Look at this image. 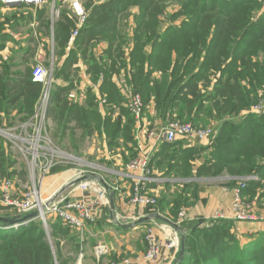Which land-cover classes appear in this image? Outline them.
I'll use <instances>...</instances> for the list:
<instances>
[{
    "label": "trees",
    "instance_id": "obj_1",
    "mask_svg": "<svg viewBox=\"0 0 264 264\" xmlns=\"http://www.w3.org/2000/svg\"><path fill=\"white\" fill-rule=\"evenodd\" d=\"M85 1L87 24L70 52L75 21L68 8L52 23L48 5L37 13L39 32L49 35L53 26L56 60L66 56L55 74L62 85L54 87L50 108L56 145L69 153L80 152L87 141L97 137L110 152L126 149L129 157L121 155L124 168L129 158H137L136 121L124 107L126 99L117 82L123 76L125 85L141 97L145 115L152 109L164 123L174 120L199 129L217 124V135L209 147L184 149L181 141L166 142L153 155L151 169L163 177L177 175L181 179L228 175L240 182V178L257 176L259 180L247 183L242 195L246 201L249 198L263 204L264 115L250 113L236 118L264 94V13L253 21L264 0ZM173 5L178 8L169 15ZM133 8L139 13L130 15ZM166 17L165 25L162 18ZM0 21L1 34L5 28L15 29L11 20ZM1 40L5 44L8 37ZM101 44L107 47L99 52ZM129 44L132 48L127 52ZM80 62L87 67L91 83L99 85V97L91 87L78 95L79 100L72 97L79 87ZM12 68L9 61L1 66L0 111L9 105L23 114L19 122L24 123L34 114L42 84L33 81L29 69L13 73ZM1 144L0 180L11 179L16 174L12 151L9 144ZM201 157L203 163L195 168ZM189 185L184 190L185 185H179L183 193L174 203L175 197L170 195L174 185L166 183L167 195L158 202V210L177 216L180 210L191 207L198 189ZM263 210L264 205L260 213ZM104 212L107 217L109 209L105 207ZM186 222L181 226L185 253L175 264H264V234L241 245L231 234L232 221H217L207 228L201 227L200 221ZM50 226L54 248L37 220L21 231L0 229V264H69L68 259H72L63 254L62 240L70 235V227L61 221ZM71 244L77 253L83 251L80 241L72 240Z\"/></svg>",
    "mask_w": 264,
    "mask_h": 264
},
{
    "label": "rangeland",
    "instance_id": "obj_2",
    "mask_svg": "<svg viewBox=\"0 0 264 264\" xmlns=\"http://www.w3.org/2000/svg\"><path fill=\"white\" fill-rule=\"evenodd\" d=\"M262 1V0H261ZM81 3L83 7H85V0H81ZM52 5V4H51ZM53 7V5H52ZM68 8V9H67ZM178 8L177 5H173L168 9V14H172L174 10ZM2 9V10H1ZM59 14L54 13L52 10H50V18H51V23L52 21L55 22L58 20L60 17V11L62 9H67L70 11V16L72 19L77 20V17L74 15L72 9L66 5L61 3V8H58ZM40 8H28V7H23L22 10H17V8H12V9H4L0 8V19L3 20H9L13 17H16L17 15L23 14L24 18H31L33 15V12L38 13ZM138 8H133L130 10V15H134L139 13ZM176 11V10H175ZM264 13V6L263 8L257 12L255 18L253 21L258 20L259 16H261ZM129 17V16H128ZM87 19H88V14H87ZM166 18H162L163 24L166 25ZM33 21V20H32ZM126 20H124L125 22ZM129 22L133 23L132 17L129 18ZM54 24V23H53ZM87 24V20L85 25ZM35 26V25H34ZM32 26L31 24L26 26L23 29H20L17 31L19 34L26 35L28 33V29H30ZM85 27V26H84ZM83 27V28H84ZM76 28V21H75V27L71 31L70 34V39L72 36V32ZM36 33L37 36H39V25L36 26V30L31 28V33L33 32ZM30 33V34H31ZM51 36V53L54 52L55 48V43L53 40V26L51 33L48 35ZM38 38V37H37ZM70 39L68 43V51L70 52L74 46H70ZM4 44V42L1 40L0 45ZM75 45V44H74ZM36 47L35 56L37 54L38 46L37 44L34 46ZM129 48L127 49V52L132 48V45L129 44ZM33 49V48H32ZM33 58V57H32ZM58 58V57H57ZM51 60V59H50ZM57 61L56 58L52 59L51 62L46 61V59L41 63L39 61H33L31 62L29 60L28 66L23 67L21 71L29 69L31 72L34 67L36 66H41L42 68L45 69V71L48 72V76L53 78V83H52V92L54 90V87L56 85H62L60 84L61 81L59 79L55 78L56 71L59 69L56 65ZM87 67L80 62L79 65V83L82 81V75L83 73L88 76L87 74ZM124 79L123 77H119ZM74 81H77L75 79ZM119 83V86L122 89V94L123 97L126 99V104L125 108L130 112L131 116L134 118L136 121V126L141 123V125L144 127L146 118L143 116L140 120H137L136 116L131 112V98L135 94L133 91L130 89L129 86H126L125 83L122 81L117 80ZM35 82V81H34ZM39 83V82H38ZM42 84V83H41ZM121 84V85H120ZM97 85V84H94ZM45 84H42V91L44 89ZM76 95L78 97V94H81V91L79 92L78 89L76 90ZM52 100V99H51ZM264 103V94H261L259 101L255 104L254 107H252L248 111H243L237 118L236 120H239L240 118L249 115L250 113L260 117L264 115V108H259L261 104ZM37 105H35V110L33 116L30 117V122L29 126H24L22 123L17 120V124H14V127L12 128H2V125H0V142L5 145L9 144L10 150L13 144L11 143L10 138L8 137L9 134H14L13 135V143L15 145L14 150L12 151V160L15 162V172L16 174L14 177L11 179H2L0 180V183H5L9 182L5 185V190H2L0 192H6L9 194V200H19L20 201H27L26 198H28L30 195L31 197H34L35 191L38 192V197H42L43 203L42 206H45L43 208L45 217L38 212L37 209L31 210V211H20V209L11 206V205H5L4 199L0 198V216H5V215H14L17 216L21 215L23 217H26L27 215H30L32 213L38 212V217L36 219H31L28 220L27 222H24L23 225L19 226H14V227H9L7 229H2L6 227H1V230H4L6 232H11V231H21L26 228V225L33 221L37 220L41 223V225L45 228V230L48 232V237L49 241L53 247V244L55 241H53L50 237L51 234V224L58 223V221H61L62 225L64 227L67 226V224L63 221L59 213H52L50 212L47 208L51 207H56L61 210H65L68 205L70 204H75L79 201L82 200V195L77 196V193H83L80 185L82 183H90L93 185L94 189L90 188L89 193L85 194H93L94 199L91 198L90 196H87L88 200H99L98 197V192H104L108 195L113 196L114 199V194L116 191H119V186L121 183L120 177L117 175H112L115 171H119L120 168L114 164L117 163L119 158L121 161L123 160L122 154H126V157H129L128 152L124 147H121L120 150L110 152L108 148L104 145L102 142V138H93L85 143L83 148L81 149L80 152H74V153H69L68 151L61 149L63 152L64 156L58 151V157H60L58 160H54L52 162V165L50 168H44L45 164V158L50 157L53 155L52 149L53 147H58L56 145V140L53 135L54 129L56 127L55 121L53 118V115L51 113V101L47 106V112H46V121L47 122H42L43 125L47 124V129L48 132H50V127L52 126V133L48 135H43V138L45 140L44 146L49 149L48 152L40 153L39 157L33 156L29 149L32 148V145H30L28 142L30 140H35V136L37 134V130L39 129L40 122L39 119L32 120V118L35 115ZM145 109V108H144ZM46 111V108H45ZM254 113H253V112ZM147 117V116H146ZM44 121V120H43ZM138 121V122H137ZM174 120L167 121L166 123L161 124V126L156 127L158 131H155L154 133V138L158 140H165L163 133L169 127V124L173 122ZM161 122V121H160ZM144 125H143V124ZM215 125V124H213ZM150 125H145L146 133L149 135L152 133V130H157L154 127H151ZM142 127V128H143ZM215 130L217 129V124L215 125ZM12 129H15L13 132L9 133ZM211 126L206 127L205 130H211ZM142 131V130H141ZM217 132V130H216ZM8 134V135H7ZM39 137L42 138L39 134ZM43 141V139H40ZM38 140L37 143L40 141ZM182 141V140H179ZM1 144V145H2ZM3 144V145H4ZM143 146L142 148L147 147V143L143 141ZM147 148H150L152 151V155L156 153V149L154 146H149ZM141 150V149H140ZM141 151H139V154ZM47 154V155H46ZM59 154H61L59 156ZM153 157V156H152ZM134 159L129 158V163L130 164ZM113 162V164H112ZM112 164V165H111ZM56 170L54 171V169ZM154 169V168H153ZM152 170V169H151ZM156 171V169H154ZM12 171V170H11ZM54 171V172H53ZM120 172V171H119ZM125 173V171H122ZM154 172V171H153ZM157 172V171H156ZM158 173V172H157ZM87 176H91L93 179L88 181L89 179L82 181L77 184H73L76 180L85 178ZM98 178H102L105 183L111 188V191H106L104 186L99 183ZM152 178L160 180L162 179V176L155 175ZM166 178V177H165ZM169 179H174L173 184V190L170 192L171 196H174L175 198L172 199L173 202H176V197L178 195H182L183 190L187 188L189 184H191L188 178L181 179L177 177V175H172L168 177ZM245 178V177H244ZM188 179V180H187ZM243 179L240 178L239 181ZM178 180V181H177ZM221 182L215 184L216 186L221 185L223 189H233L235 187H238L240 182H234L230 176L224 175L222 177ZM238 181V180H237ZM152 184V183H151ZM149 183V185H151ZM185 185L182 188H179V185ZM2 184H0L1 186ZM119 185V186H118ZM155 185V184H154ZM157 185V184H156ZM189 187H192L189 185ZM194 188V187H192ZM191 189V188H190ZM91 190H94L95 192L93 193ZM152 195L157 199V204L162 198H164V195L166 191L164 189H160L159 191L156 192L155 190L152 192L151 189H149ZM84 195V194H83ZM92 195V196H93ZM247 198V197H246ZM244 199V197H243ZM245 200V199H244ZM246 201L247 204L252 205L253 210L255 212H258L259 214H264V210L262 213H260L261 207L263 204H261L258 201H251L249 198H247ZM131 201V199H130ZM109 202V199H108ZM98 203V202H97ZM157 204L155 207H143L139 206L137 209L133 211V213L130 215L127 213V211L122 210V209H117L115 207L116 204H114V210L111 212L110 205L109 203L107 204V208L109 209V215L106 217V213H103V210L100 211L98 209V218H95V220L89 224H86L85 228L83 230L70 227V235L67 236L65 239L62 240L63 243V254L67 257H70L68 262L69 264H129L131 262H134V264H169V261H171L170 264H175L178 261H180L182 258L180 257V252L182 250L181 245H182V238H181V233L176 231L175 228L169 226L166 223H163L162 221L153 219L149 223L142 225L141 227L138 228V230L135 231H124L122 227L124 225H128L127 223L131 224L132 222L137 220L138 217L142 218L147 217V216H152L155 214H159L162 217L171 220L172 222L176 223L179 222V216L183 214V212L186 214V209L180 210L177 214V216H172L171 213L168 212H161L158 210ZM48 205L49 207H47ZM105 208V207H104ZM103 208V209H104ZM224 219L220 217L219 219H214V216L211 218V220H208V222L202 223L200 226L203 228H207L209 225H213L214 223L216 224L217 221H223ZM230 221V220H229ZM233 224L232 227L230 228L231 234L236 235L238 238V243L245 244L251 242V240H246L245 235L248 233L250 234V230H247V227H251L254 224H259V223H264V220H258L257 222H250V221H238V220H232ZM185 218L183 221L180 223V227L182 224H186ZM178 225V224H177ZM69 227V226H68ZM149 229H155L153 230L157 240L161 245L163 246L161 249H159V253L157 257L153 260L146 261L143 263V259L148 257L150 253V246L147 241V237L149 235ZM250 237V235H248ZM72 240L75 241H80L83 247V251L80 253H77L74 249V246H72L71 242ZM174 243V246H171V243ZM170 243V244H169ZM185 247V245H184ZM54 248V247H53ZM250 248V247H249ZM101 250L104 252L100 257L97 254V251ZM84 252V253H83ZM163 252H165L163 254ZM169 254V256L166 258V256ZM185 253V252H184ZM184 256V255H183ZM163 258V259H162ZM166 258V259H165ZM203 257H201V261H203ZM166 260V261H165ZM122 261V262H121ZM130 261V262H127ZM141 261V262H140ZM55 264H58L57 262Z\"/></svg>",
    "mask_w": 264,
    "mask_h": 264
},
{
    "label": "built area",
    "instance_id": "obj_3",
    "mask_svg": "<svg viewBox=\"0 0 264 264\" xmlns=\"http://www.w3.org/2000/svg\"><path fill=\"white\" fill-rule=\"evenodd\" d=\"M48 1H53L54 5L52 7V11L54 12L55 9L54 13L59 14L58 11L59 9L55 5V2L57 1L68 5L72 9L74 15L77 17V20H75L76 28L72 32V36L70 39V46L73 47L80 35L81 30L85 26L87 20L88 11L85 9V7H83L81 0H0V4L4 6V8H8V9L19 8L21 6L42 8V6L45 5V3ZM32 79L35 82L45 84L40 99L37 103L35 115L32 118V120L39 119L40 126L39 129L37 130L38 132L35 136V140H30L28 142L30 145H32V148L29 149L31 152L28 153H31L33 156L39 157L41 152H44V156H45V152L49 151V149L44 146L45 140L43 138V135H48V133L51 134L52 126L49 128L50 132H48L47 124L43 125L42 122H47L46 112H47V106L52 98L51 87L53 83V78L48 76V72L45 71L44 68H42L41 66H36L32 70ZM130 105H131V112L136 116L137 120H140L144 116V105L141 97L139 95L132 96ZM259 108H264V103L261 104ZM29 122L30 120L22 124L24 126H29L30 125ZM140 125L141 123L138 124L137 126ZM14 130L15 129H12L11 131H9V133L13 132ZM212 132H213L212 129L211 130L199 129L191 124H185L179 121H173L169 124V127L166 130V132L164 131L163 136L166 142L174 143L179 140H186V141L197 140V139L203 140L210 137ZM39 134L42 138L39 137ZM138 134H139V130L137 127V133L135 131V137L137 141L139 139ZM13 135L14 134L8 135V137L11 140V143L13 144V146L11 147L12 151L15 148V145L13 143V138H14ZM151 135L154 136V133H152ZM40 139H43V141ZM38 140L40 141L37 143ZM53 148H54L52 149V151L54 152L53 155H51L48 158H45L44 168H50L52 162L60 158L58 157V151L62 154V156H64L59 146ZM140 149H141V153L137 156L136 159H134V161H132L130 164L126 166L125 173H123V175L132 183V197L130 204L138 207L143 206L144 208L155 207L157 204V199L150 192L149 183L156 184L157 182H159V180L152 178L153 171L150 168V162L153 156L152 151L150 150V148H142V146H140L139 150ZM61 154H59V156ZM89 177L90 179L88 181L93 179L91 178V176ZM258 180L259 178L257 176H250L241 179L239 186L230 190L233 196L231 207L227 210L217 211L214 215V219H219L220 217H222L224 220H230V221L238 220V221H247V222L248 221L257 222L258 220L259 221L264 220V214L261 215L258 212H255L253 210L252 205L247 204L246 201L243 199V195H242V192L246 188L247 183ZM7 183L9 182L0 183L2 184L0 186V191L5 190V185ZM92 186L93 185L87 182L82 183L80 185L84 194L82 200L73 205L72 204L68 205L65 210H61L56 207H51V209L50 208L47 209L54 214L59 213V215L61 216L63 221L67 224V226L83 230L86 224H89L93 222L95 218H98V209L102 211L103 208L106 207L107 204L109 203L108 195L104 192H98V197H99L98 201L97 200L92 201L85 198V193H89L90 188L94 189V187ZM94 190L91 191L94 193L95 192ZM8 197L9 194L6 193L5 191L0 192V198L4 199L5 205L14 206L20 209V211H25V212L37 209L38 212L41 214V216L43 215L45 217L43 211V208L45 206H42L43 199L42 197H38V192L35 191L34 197H31L30 195L28 198H26L27 201H20L21 199L9 200ZM46 206L49 207L48 205ZM184 218H185V213L183 212V214L179 216V222H176V224L180 225V223L183 221ZM2 229L5 230L7 228H2ZM153 230L149 229V235L147 237L148 238L147 241L150 246V250H149L150 253L148 257L143 259V263L146 261H150L152 259L154 260L159 253V249L163 247L161 243L158 242L157 237ZM170 245L174 246V243L172 242ZM103 253L104 252H102L101 250L97 251L99 257ZM129 264H134V262H131Z\"/></svg>",
    "mask_w": 264,
    "mask_h": 264
},
{
    "label": "crops",
    "instance_id": "obj_4",
    "mask_svg": "<svg viewBox=\"0 0 264 264\" xmlns=\"http://www.w3.org/2000/svg\"><path fill=\"white\" fill-rule=\"evenodd\" d=\"M60 3L61 2L56 1L55 5L56 6H57V4L60 5ZM51 4L54 5L53 1H48L45 3V5L42 6V8L44 6L48 5V10L50 13V10H52ZM23 7H27V6H22L21 8H17V10L20 11V10H22ZM0 8H4V6H2L0 4ZM28 8H34V7H28ZM4 9H8V8H4ZM9 9H12V8H9ZM0 20H3V19H0ZM9 20L12 21V25L14 26L15 29L13 30L11 28L10 29L5 28L4 30H2V34L0 33V41H1L2 36L8 37V40H6L4 47L2 49H0V71H1L2 64L6 61H9L10 64L13 65L12 69H13V73H14L16 71H21V69L23 67L28 66L29 60L31 62H33L35 60V61H39L42 63L45 59H46V61L48 60V62H51L52 59H55L54 52L51 53V43H52L51 36L46 35L44 30H41L39 36L36 35L35 31H34V33L33 32L31 33V28L36 30V26L39 25V22L37 21L38 18H37V15L35 12H33V15L31 16V18H24L23 14H21L20 16L17 15L16 17H13ZM30 24L32 27L30 29H28V33L26 35L17 33L18 30L23 29L26 26L28 27V25H30ZM36 44L38 46V50H37V54L35 56L34 51L36 50V47L34 48V46ZM1 46H3V44L0 45V48H1ZM106 47H107L106 44H101V46L98 48V51L102 52ZM31 52H33V53L31 54ZM65 59H66V56H64L63 58H60L59 60H56L57 61L56 65L58 68L63 67ZM119 81H122V78H119ZM124 82L125 81H123V83ZM87 87L93 88L94 92L99 97V92H98L99 85L98 84L94 85V83H91L90 77L86 76L83 73L82 81H81V83H79L78 91L79 92L81 91V93L84 94ZM76 93H77L76 91H74L72 93V97L74 98L75 101H77V99L79 100ZM80 99H82V96L80 97ZM9 107L10 106L8 105L7 109L2 108L3 110L0 111V122L2 123L1 125H2L3 129L5 127L8 128V127L14 126V124L18 123L17 120H19L21 117H23V114H18L17 110H15L13 108H9ZM144 116H145V114H144ZM146 116H145V118H146L145 125L148 126L151 124L150 128L151 127H154V128L159 127V126H161V124L164 123L163 121H161L157 118L155 111L152 109L147 110ZM145 125H144V127L142 125L137 126L138 130H139V134H138L139 139L137 141L138 151H141V150H139V148H140V146L144 145L143 144V141H144L147 143V147L154 146L156 149V152H158L161 149L162 145L166 142L164 140L160 141L158 139H155L151 135L155 131H158L157 128H156L157 130H155V129L152 130V133H150L148 135L146 133L148 130L146 131ZM215 125H211L213 132L210 135V137H208L206 139H203V140L197 139V140H191V141L190 140L189 141L182 140L181 142L183 143L184 149H187V148L199 149V148L209 147L212 144V140L217 135V132L214 128ZM137 127L135 130L136 133H137ZM203 155H205V154H203ZM203 161H204L203 157L198 159L194 163L195 168H198L203 163ZM114 164H116L120 168V170H119L120 172L115 171L114 173H112V175H116V176L118 175L120 177V180H121L120 185H122V186L118 185L119 191L118 192L116 191V193L114 194L115 195L114 196V204H116L115 207H117L118 210L119 209L125 210V211H127V213H129L131 215L133 213V211L138 208V206H133L130 204V199L132 197V183L130 180H128L123 175L122 171H125L126 168L123 167L121 159L119 158L118 162L114 163ZM152 171H154L153 176H155V175L162 176V179H160L159 182L156 183L157 185L152 184L149 186L150 189L152 190V192L154 190L156 192V189H157V191H159L160 189H164L166 183L171 184V183H174V181H175L174 179H169V178L163 177L162 173H159L158 171H157L158 172L157 173L153 168H152ZM220 180H222V178H218V179H211V178L189 179V181H191L190 182L191 186L194 187L195 189H198L197 190L198 193H197V198L194 201V204L191 207L186 209V214H185V220L186 221H188L189 223H197L198 221L205 223V222H208V220H211V218L215 215V213L217 211L227 210L231 207L232 199H233L232 193L230 192L231 189L225 190L221 187V185L216 186L215 184H217L218 182L220 183L221 182ZM81 195L83 198V196H84L83 193H81V192L77 193V196H81ZM92 195L93 194H85V198H88L87 196H90L91 198L94 199L95 197H94V195L93 196ZM140 219H142V215H141V217H138L136 221H138ZM136 221H134V223ZM127 224L128 225H126V226H129V225H132L133 222L131 224H129V223H127ZM145 224H147V223H145ZM141 226L142 225H138V226H135L131 229H125L124 231H127V232L135 231V230H138V228ZM247 230L251 231L250 234L247 233L245 235L246 240L249 241V240H251L252 237H258L259 235L264 234V223L254 224L250 228L247 227ZM248 235H250V237H248ZM164 253L165 252H163V254ZM168 256H169V254L166 256V258ZM170 263H171V261H169V264Z\"/></svg>",
    "mask_w": 264,
    "mask_h": 264
},
{
    "label": "water",
    "instance_id": "obj_5",
    "mask_svg": "<svg viewBox=\"0 0 264 264\" xmlns=\"http://www.w3.org/2000/svg\"><path fill=\"white\" fill-rule=\"evenodd\" d=\"M92 178V177H91ZM87 179H90L89 176L85 177V178H81V179H78L76 180L73 184H77V183H80L82 181H85ZM99 180V183L101 185L104 186L105 190L108 192V191H111V188L105 183V181L102 179V178H98ZM109 199V205H110V209H111V212L114 210V199H113V196L109 195L108 197ZM38 217V212L36 213H32L30 215H27L26 217H24L22 220H8V219H4V218H0V223H3L5 226L3 227H6V228H9V227H14V226H19V225H23L24 222H27L28 220H31V219H36ZM153 219H156V220H159V221H162L163 223H166L168 224L169 226L173 227L176 229V231H178L179 233H182V227H180L179 225H177L176 223L172 222L171 220L169 219H166L164 217H162L161 215L159 214H155V215H152V216H147V217H144L138 221H136L135 223H133L132 225H129V226H120L122 227L123 229H131L135 226H138V225H141L143 223H147V222H150L151 220ZM182 240V245H181V252H180V257L182 258L183 255H184V245H185V238L184 237H181Z\"/></svg>",
    "mask_w": 264,
    "mask_h": 264
}]
</instances>
